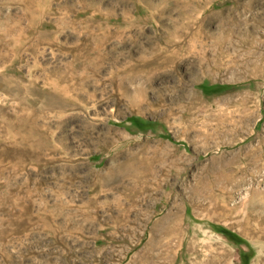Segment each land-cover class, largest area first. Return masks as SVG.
<instances>
[{
  "label": "rangeland",
  "instance_id": "1",
  "mask_svg": "<svg viewBox=\"0 0 264 264\" xmlns=\"http://www.w3.org/2000/svg\"><path fill=\"white\" fill-rule=\"evenodd\" d=\"M185 1L0 0V264H264V0Z\"/></svg>",
  "mask_w": 264,
  "mask_h": 264
},
{
  "label": "bare ground",
  "instance_id": "2",
  "mask_svg": "<svg viewBox=\"0 0 264 264\" xmlns=\"http://www.w3.org/2000/svg\"><path fill=\"white\" fill-rule=\"evenodd\" d=\"M192 1V0H191ZM191 1H185V3L186 4H191ZM31 4H32V2H31ZM184 4V3H183ZM185 4V5H186ZM194 4V3H193ZM182 5V4H181ZM182 7H184V6H182ZM185 9V8H184ZM220 13V15H221V11L219 12ZM211 14V13H210ZM214 14V13H213ZM218 16V15H217ZM215 17V16H214ZM210 18H211V16H210ZM56 26H58V27H61V24L59 25V24H56ZM32 29H33V26L31 27ZM31 29V30H32ZM30 31V30H29ZM28 31V32H29ZM33 31V30H32ZM21 33V31H17V30H15V29H5L4 27H3V25L0 23V45H3V43H4V38L5 37H10V38H14V36L16 35V34H18L19 36L21 35L20 34ZM26 35V34H25ZM22 36V35H21ZM7 39V38H6ZM19 41V40H18ZM173 41V40H172ZM164 45V44H163ZM170 45V41L169 42H166V48H167V46H169ZM170 48V47H169ZM168 48V49H169ZM171 50V49H170ZM164 49L163 48H161L160 49V53L163 55L164 54ZM164 58V57H163ZM165 60V59H164ZM14 71V70H13ZM12 71V72H13ZM3 73V72H2ZM0 77H1V71H0ZM133 106L135 107H137V109L139 110L140 108H142V102H141V100L140 99H137V100H133ZM2 106L0 105V108H1ZM2 145H3V137H2V132L0 133V153L1 152H4V151H2V149H4V148H2Z\"/></svg>",
  "mask_w": 264,
  "mask_h": 264
},
{
  "label": "crops",
  "instance_id": "3",
  "mask_svg": "<svg viewBox=\"0 0 264 264\" xmlns=\"http://www.w3.org/2000/svg\"><path fill=\"white\" fill-rule=\"evenodd\" d=\"M115 246V245H114Z\"/></svg>",
  "mask_w": 264,
  "mask_h": 264
}]
</instances>
